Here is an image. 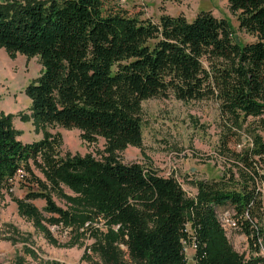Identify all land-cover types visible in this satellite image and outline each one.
<instances>
[{
	"label": "trees",
	"instance_id": "trees-1",
	"mask_svg": "<svg viewBox=\"0 0 264 264\" xmlns=\"http://www.w3.org/2000/svg\"><path fill=\"white\" fill-rule=\"evenodd\" d=\"M227 2L253 42H239L230 21L209 10L152 21L105 0H0V48L11 58L38 56L42 65L24 88L30 114L20 117L105 141L100 158L62 152L59 135L47 131L25 143L14 115L0 112V189L27 175L37 185L15 199L20 214L48 233L31 203L43 199L49 224L89 230L102 264H189L184 244H194L192 264H264L234 250L219 215L235 212L250 246L264 241V0ZM169 94L215 99L247 131L250 142L239 151L224 147L240 182L232 172L228 180H197L189 197L174 177L119 159V151L142 144V101ZM53 193L69 207H59ZM101 219L104 231L94 225Z\"/></svg>",
	"mask_w": 264,
	"mask_h": 264
},
{
	"label": "rangeland",
	"instance_id": "rangeland-1",
	"mask_svg": "<svg viewBox=\"0 0 264 264\" xmlns=\"http://www.w3.org/2000/svg\"><path fill=\"white\" fill-rule=\"evenodd\" d=\"M109 8H119L129 15L157 21L161 14H183L191 20L203 11H211L217 18L230 21L234 37L241 43L253 42L256 37L238 26L236 16L229 10L227 0H105ZM42 65L38 56L26 57L17 53L11 58L0 48V112L13 114L12 124L19 131L18 139L32 142L42 138L43 132L58 134L62 152L72 154L90 153L96 158L104 155V139L98 137L88 143L80 138L77 128H64L59 125H39L32 119L23 120L20 115L30 114V99L24 93L25 86L40 75ZM142 106V144L127 146L119 151L118 157L125 163L138 162L151 167L162 176H172L181 185L185 194L193 197L196 193L194 181L228 180L233 173V183L241 181L237 166L229 150L239 151L250 142L247 131L238 129L227 117L221 114L215 99L179 100L174 95L152 97L143 100ZM264 139V128L260 130ZM33 172L42 177L32 165ZM264 178L260 182L264 202ZM37 185L30 176L15 178L11 185L0 189V264H102L99 255L89 247L94 242L89 230L71 229L47 222L50 213L44 210L45 201H31L45 218L40 226L20 214L15 199H22L26 187ZM64 192L73 195L66 187ZM55 203L67 209L69 203L53 193ZM229 208L231 207H221ZM221 211V210H220ZM225 213L220 212L224 232L234 250L248 258L250 255L264 257V241L250 246V241L242 229L226 223ZM104 221L94 222L102 231ZM81 231L84 233L80 234ZM121 249H124L120 245ZM191 251L187 247L188 262Z\"/></svg>",
	"mask_w": 264,
	"mask_h": 264
},
{
	"label": "built area",
	"instance_id": "built-area-1",
	"mask_svg": "<svg viewBox=\"0 0 264 264\" xmlns=\"http://www.w3.org/2000/svg\"><path fill=\"white\" fill-rule=\"evenodd\" d=\"M121 2L125 1V0H120ZM21 176V175H19ZM225 217H226V223H232V225H234V229L236 228H240V222L238 221V219L236 218L235 216V212H232V213H225ZM262 224L264 226V217L262 219ZM187 247H189L190 251H191V255L190 256V259L193 263V255H194V244L190 245V244H184V255H185V258L187 259V262H188V257H187ZM192 263H189V264H192Z\"/></svg>",
	"mask_w": 264,
	"mask_h": 264
},
{
	"label": "bare ground",
	"instance_id": "bare-ground-1",
	"mask_svg": "<svg viewBox=\"0 0 264 264\" xmlns=\"http://www.w3.org/2000/svg\"><path fill=\"white\" fill-rule=\"evenodd\" d=\"M228 224H229V225L231 224V227L234 226V225H232V223H228Z\"/></svg>",
	"mask_w": 264,
	"mask_h": 264
}]
</instances>
